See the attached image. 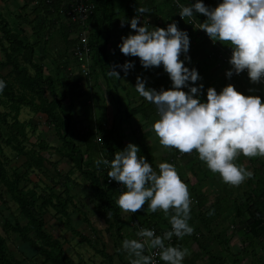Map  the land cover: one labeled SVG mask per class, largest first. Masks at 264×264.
I'll list each match as a JSON object with an SVG mask.
<instances>
[{
    "label": "rangeland",
    "instance_id": "1",
    "mask_svg": "<svg viewBox=\"0 0 264 264\" xmlns=\"http://www.w3.org/2000/svg\"><path fill=\"white\" fill-rule=\"evenodd\" d=\"M221 2L204 0L212 8ZM68 3L69 0H63L58 11L48 12L39 0H0V8L11 30L25 42L36 44L34 62L42 67L45 77L54 79L59 97H64V105L71 107L70 134L84 153L85 167L102 157L111 160L108 153L115 144L111 139H107V144L104 139L111 131L120 142L117 151L134 143L140 148L138 156H145L154 170L159 171L161 162L174 164L188 185L189 224L194 228L176 245L188 249L183 264H264V156L248 157L241 153L235 158L238 166L253 173L239 185L224 182L220 173L212 172L195 150L173 160L177 149L161 145L153 128L159 119L156 106L135 89L138 76L147 81L146 87L157 91L170 89V75L163 65L145 68L138 56L125 55L119 45L122 37L135 34L131 19L137 15L140 25L146 23L150 28L166 29L176 22L189 33V52L182 53L180 58L189 56L191 59L185 60V65L198 70L201 79L195 85L204 86L198 94L203 102L207 101L209 87L219 93L228 84L246 96H260L264 102V84L252 82L249 75L241 73L234 72L229 78L232 47L214 42L205 30L195 27L207 20L205 14L194 10L195 20L181 17L177 0H112L113 14L105 18L101 13L95 14L89 20L91 65L87 71L76 55L81 32L68 18ZM179 3L187 6L196 0ZM140 6L148 12L138 13ZM127 61H134V68L127 74L116 67L120 76L108 75L114 66ZM16 64L32 79L39 78L35 66L25 61L23 48L9 43L0 31V79L16 76ZM37 88L46 90L51 103L53 97L46 84L39 82ZM183 90L190 91L187 87ZM14 102L4 91L0 92V174L4 170L10 179L18 177L19 189L34 202L45 230L75 264H130L122 244L126 238L139 239L136 220L152 219L162 228L172 226L170 216L174 211L169 210L168 216L163 210L147 212V201L135 213L124 212L116 201L126 189L114 187L110 194L112 203L124 223L122 237L118 236L114 219L95 198L91 178L60 153L63 144L51 116L21 105L15 118ZM75 132L98 133L101 141L97 138L95 144H88L73 136ZM35 157L42 159L41 168L32 166ZM96 169L102 181L109 177L107 166L101 164ZM254 220L260 221V225L252 230ZM0 235L13 264H55L48 257L52 247L30 228L29 218L1 177Z\"/></svg>",
    "mask_w": 264,
    "mask_h": 264
},
{
    "label": "clouds",
    "instance_id": "2",
    "mask_svg": "<svg viewBox=\"0 0 264 264\" xmlns=\"http://www.w3.org/2000/svg\"><path fill=\"white\" fill-rule=\"evenodd\" d=\"M179 14L195 20V12L203 13L207 20L195 24L207 32L210 38L228 44L233 49L230 58L232 68L227 76L240 74L246 69L252 82L264 79V0H222L217 7L206 6L204 0H196L187 6L179 3ZM138 13L148 12L140 6ZM140 16L131 19L135 34L122 37L120 50L125 55L138 56L145 68L163 65L170 75L173 87L157 91L146 87L147 81L137 77L136 91L156 106L159 119L153 128L159 142L165 148H175L181 153L198 152L199 159L206 162L212 172L220 173L224 182L239 185L253 173L238 166L234 161L241 153L244 156H264V102L260 96H246L234 85L228 84L219 93L214 87L207 90V101L198 95L203 84L196 68H189L181 54L190 49V36L176 22L167 28L140 25ZM120 67L125 74L134 68V61L114 66L108 75L119 77ZM193 83H189V82ZM6 82L0 79V92ZM187 87L190 91L183 89ZM140 148L129 143L114 159L100 158L96 166H107V175L122 182V191L116 203L124 212L135 213L148 202L147 212L169 210L171 230L157 235L155 229L140 228L136 233L143 239H124L122 248L127 252L130 264H157L153 256L145 254L146 246L158 249L160 259L166 264H183L188 249L166 244L175 235L183 238L194 232L189 224L191 200L188 185L181 179L174 164L167 161L154 170L145 156H138Z\"/></svg>",
    "mask_w": 264,
    "mask_h": 264
},
{
    "label": "trees",
    "instance_id": "3",
    "mask_svg": "<svg viewBox=\"0 0 264 264\" xmlns=\"http://www.w3.org/2000/svg\"><path fill=\"white\" fill-rule=\"evenodd\" d=\"M93 1L96 5L95 14L101 13L105 18L108 15L114 13L112 0H93ZM62 2L63 0H39L40 5L44 7L45 11L48 12H52L53 10L58 11ZM0 31L3 33V35L5 36V38L9 43L16 44L23 48L25 61L31 65H34L37 72L39 73L38 79H32L28 75L25 69H20L19 66L16 64L14 66L16 72L18 73L16 76L11 77V80H7L6 78L1 77V79H3L6 82V86L3 90L6 93V96L12 100H15V102L12 104L13 109L16 111L15 118L16 116H18L21 105H27L35 111L45 112L51 116L52 122L55 124L56 127V133L63 144V148L60 150V153L63 156L69 158L73 163H75V165H77V167L83 170V172L91 178L92 180L91 187L94 192L96 200L101 201L103 203V208L105 213L110 215L116 223L117 235L122 237V230L124 228V223L119 214V211L114 208L110 195L112 189H114L115 186L107 185L106 179L105 181H102L103 179H101L99 175H97L96 164L92 163L87 168L85 167L84 153L78 146L77 142L72 139L70 134V130L72 127V119L70 113L71 107L64 105V100H65L64 97H59L57 84L54 81V79L51 76L45 77L43 74L42 67L34 62L36 44L25 42L24 40L20 39L11 30L9 22L7 18L3 15L1 8H0ZM39 82H43L46 84V88L48 92H50V94L53 97L51 103H48L46 97V90L44 89L39 90L37 88ZM99 132L100 134L103 133L101 129ZM72 135L73 136L77 135L80 141L83 140L88 144H93L95 140L98 138V133L75 132ZM104 139H105V143H107V139H111V142L115 144V146L112 147L108 153L109 157L111 159H114L116 151L120 149V142L115 140L114 133L112 131L107 132V136L105 135ZM26 154L30 156V154L28 153ZM33 155L35 156V154ZM35 161L36 163L32 166L36 168H41L43 166L42 159H36L35 157ZM0 177L8 187L13 198L25 211L27 217L30 220V228L37 231L39 236L43 238L45 242L52 247L51 252L48 253V257L52 261H54L55 264H75L71 259H69L67 256L64 255L60 243L54 240L53 237L45 230L43 218L36 211L34 202L30 199V197L23 194L19 189L18 177H16L15 179H10L7 176V174L4 172V170H1ZM143 221L145 222L150 221L151 223L153 222L156 223L152 219H147ZM259 225H260V221L254 220L253 222H251L252 230H255ZM178 244L179 242H177V245ZM0 264H13V262L10 260V258L6 253L5 240L1 235H0Z\"/></svg>",
    "mask_w": 264,
    "mask_h": 264
},
{
    "label": "built area",
    "instance_id": "4",
    "mask_svg": "<svg viewBox=\"0 0 264 264\" xmlns=\"http://www.w3.org/2000/svg\"><path fill=\"white\" fill-rule=\"evenodd\" d=\"M50 2V1H49ZM68 18L70 22L77 26L80 29L81 35L79 38L78 46L76 49V55L82 63H84V67L88 71L91 65V52H90V46H89V30L87 29L89 20L91 17L95 14L96 11V5L92 0H69L68 3ZM241 74L248 75L247 69L242 72ZM264 84V79L260 81ZM101 141V137H98ZM190 153H181L178 149L174 152V158L173 160L178 161L182 159L184 156L189 155ZM106 184L107 185H114L117 190H123L124 187L122 185V182L115 181L111 179L110 177L106 178ZM135 227L137 232L140 228H149V229H155L157 235H163L165 231L171 230V227L168 228H162L156 223H151L150 221H135ZM139 239H143L139 237ZM183 239V238H182ZM179 237H176L175 235L172 237L170 241H165L166 244H171L172 246H176L177 242H180L182 240ZM158 249H152L148 248L146 246L145 252L146 255L153 256V259L157 262V264H165V261L160 259V256L158 255Z\"/></svg>",
    "mask_w": 264,
    "mask_h": 264
},
{
    "label": "crops",
    "instance_id": "5",
    "mask_svg": "<svg viewBox=\"0 0 264 264\" xmlns=\"http://www.w3.org/2000/svg\"><path fill=\"white\" fill-rule=\"evenodd\" d=\"M212 70L209 71V73H211Z\"/></svg>",
    "mask_w": 264,
    "mask_h": 264
}]
</instances>
